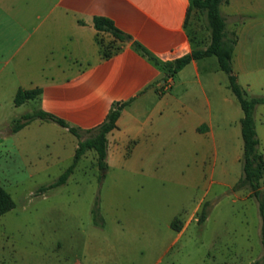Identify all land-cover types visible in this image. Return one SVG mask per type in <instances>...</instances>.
<instances>
[{"label": "crops", "instance_id": "obj_1", "mask_svg": "<svg viewBox=\"0 0 264 264\" xmlns=\"http://www.w3.org/2000/svg\"><path fill=\"white\" fill-rule=\"evenodd\" d=\"M189 3L0 0V184L7 189L9 162H19L32 176L39 162L55 161L58 150L74 156L78 145L77 136L56 121L35 118L12 131L13 118L43 109L91 128L114 101L128 103L107 133L106 170L116 162H189L210 153L212 162H240L243 110L228 78L227 84L212 86V69H219L212 55L192 59L165 80L161 64L131 39L120 40L94 25L95 15L107 16L159 60H169L192 48L184 25ZM220 10L226 29L236 33L232 66L238 82L248 95H264V0H228ZM35 87L41 88L37 97L15 104L18 88ZM31 101L34 109L18 111ZM255 127L264 146V103L255 108ZM58 138L64 139L59 146ZM88 153L97 162L93 149L78 161ZM229 170L221 166V172ZM186 226L175 229L180 234Z\"/></svg>", "mask_w": 264, "mask_h": 264}, {"label": "rangeland", "instance_id": "obj_2", "mask_svg": "<svg viewBox=\"0 0 264 264\" xmlns=\"http://www.w3.org/2000/svg\"><path fill=\"white\" fill-rule=\"evenodd\" d=\"M189 22L193 46L204 47L209 35L201 18L192 14ZM211 76L212 86L227 84L223 70ZM35 107L31 101L18 111ZM57 152L61 157L39 162L32 176L9 162L4 183L15 206L0 216V264H264L258 197L232 189L242 160L212 162L210 153L189 162H116L106 170L88 153L65 182L42 190L73 161ZM223 165L230 170L221 172ZM174 217L187 224L180 234Z\"/></svg>", "mask_w": 264, "mask_h": 264}, {"label": "trees", "instance_id": "obj_3", "mask_svg": "<svg viewBox=\"0 0 264 264\" xmlns=\"http://www.w3.org/2000/svg\"><path fill=\"white\" fill-rule=\"evenodd\" d=\"M226 2H228V0H190L184 25L187 29L192 48L190 51L169 60H159L150 50L139 41L132 39L129 33L116 26L113 20L107 16L95 15L94 25L97 29L108 31L120 40L131 39L136 49L161 64L165 73V80L168 76L173 77L178 70L192 59H199L210 55L216 56L218 68L227 74L228 86L235 94L243 110V115L240 119L241 135L243 139V153L241 158L242 174L232 185V189L246 187L258 197L259 212L263 218L261 242L263 246L262 257L264 259V191L261 189V178L264 174V156L259 149V139L255 127V108L258 104L264 103V95H248L246 90L238 82L237 75L233 70L232 55L236 44V33L235 31H228L226 29V18L220 10V5ZM192 14L198 15L201 18L205 29L208 31L209 41L204 47L193 46L192 35L189 30L190 15ZM104 52L107 53V50H104ZM40 92V87L29 89L18 88L14 97V102L15 104H20L25 100L37 97ZM127 103L128 101H114L105 118L99 124L91 128H80L72 125L64 118L43 109L24 112L20 116L13 118L11 122L12 131L18 130L32 119L41 118L56 121L60 125L67 127L68 130L78 138V145L75 149L72 163L63 170L55 181L41 186L40 189L45 190L65 182L68 176L73 172L79 158L90 149L96 152L98 166L100 168H106L107 133L116 126V120L120 111ZM14 206L15 201L10 192L0 184V215L9 211ZM92 212L95 219L97 215V206L92 209ZM205 216L206 211L205 208H203L200 219L205 218ZM177 220L178 218L174 217L171 225L179 229V225L176 222Z\"/></svg>", "mask_w": 264, "mask_h": 264}, {"label": "built area", "instance_id": "obj_4", "mask_svg": "<svg viewBox=\"0 0 264 264\" xmlns=\"http://www.w3.org/2000/svg\"><path fill=\"white\" fill-rule=\"evenodd\" d=\"M168 78L171 80L172 76H168Z\"/></svg>", "mask_w": 264, "mask_h": 264}]
</instances>
